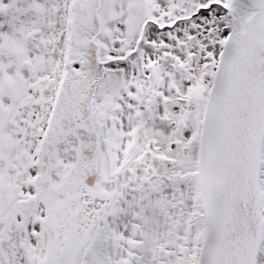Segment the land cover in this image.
Here are the masks:
<instances>
[{
	"label": "snow or ice",
	"instance_id": "obj_1",
	"mask_svg": "<svg viewBox=\"0 0 264 264\" xmlns=\"http://www.w3.org/2000/svg\"><path fill=\"white\" fill-rule=\"evenodd\" d=\"M0 264H264V0H0Z\"/></svg>",
	"mask_w": 264,
	"mask_h": 264
}]
</instances>
